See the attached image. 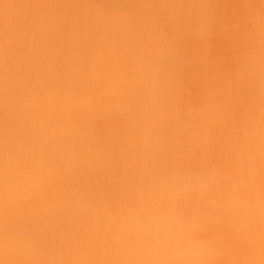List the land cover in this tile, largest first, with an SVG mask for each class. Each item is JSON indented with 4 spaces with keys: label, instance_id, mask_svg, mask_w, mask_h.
Here are the masks:
<instances>
[{
    "label": "rangeland",
    "instance_id": "374dc122",
    "mask_svg": "<svg viewBox=\"0 0 264 264\" xmlns=\"http://www.w3.org/2000/svg\"><path fill=\"white\" fill-rule=\"evenodd\" d=\"M7 1L18 8L0 39L6 79L0 142L9 140L8 127L24 115L31 89L45 86L44 69H52L53 87L62 89L35 104L49 134L42 152L49 169L72 148L101 152L109 139L126 153L125 168L117 158L105 159L113 183L92 188L99 198L82 193L92 214L106 195L117 193L108 225L119 224L121 235L112 249L124 248L134 258L123 256L120 264H218L219 246L233 236L234 250L222 254L230 264H263L238 236L264 243V0ZM90 67L98 73L93 80L83 75ZM91 84L94 96L86 93ZM109 102L113 116L100 119L97 106ZM28 125L16 131L28 144L29 157L16 149L23 161L35 158L42 134L37 123ZM72 125L84 128L79 144L66 133ZM4 151L2 170L11 165ZM49 171L44 182L29 172V186L13 191L30 213L0 221L4 244L25 222L49 225L75 202L73 178L80 169ZM138 187H144L139 196ZM101 210L85 215L96 235L103 230ZM235 225L239 230L232 232ZM27 239L18 253L5 244L11 257L18 256L16 264H26ZM37 244L48 247L44 238ZM87 245L86 263L94 247Z\"/></svg>",
    "mask_w": 264,
    "mask_h": 264
},
{
    "label": "bare ground",
    "instance_id": "6f19581e",
    "mask_svg": "<svg viewBox=\"0 0 264 264\" xmlns=\"http://www.w3.org/2000/svg\"><path fill=\"white\" fill-rule=\"evenodd\" d=\"M7 2V0H0V39L10 15L12 14V12H14L15 9L18 8V2L17 5L10 2L9 5H7ZM91 6L92 4L90 2H83V7L85 10H90ZM146 21L147 20H144L143 25L147 24ZM141 27L144 29V26ZM90 68H85L83 75L88 76L91 80H93V77H95L98 73H95L96 69ZM65 69L66 68L60 67L58 71L64 72ZM44 73L46 77L45 86L40 91H38L37 89L38 86H35L31 89L28 100L26 101L25 106L23 105L22 108V112L24 113V115L19 120H16L14 122L15 127H8L7 135L9 140L6 142H0V152L4 153V150L8 149L11 158V160L9 159L11 161V165L8 168L4 167L3 170L2 162L0 161V171H2V178L0 182V212H5V215L2 214L3 218L0 219V221H7L11 216H15L18 218L22 215L30 213L27 208L22 206L21 200L18 199L16 195L12 194L17 186L24 190L29 186V183L25 178V175L29 172L33 173L35 177L38 176V179L41 182H44L46 177L45 175L49 170V173L56 174L61 169H69L73 172L80 169V171L75 172L76 177L73 178V180L77 183L74 187L75 202L67 212H65L59 219L55 220L49 225L43 224L42 226L32 227V225H30L28 221L25 222L23 225L18 227V229H16L21 230L22 235H17L19 231L16 230L9 232L7 234L5 244L11 247L9 248V251L18 253L17 249L15 248H17L21 240H24L25 237H28V248L27 250L24 249V252L28 254L29 257H26L21 261V263L26 264H28L29 261L33 260L36 262L35 264H92V262H94L95 260L97 262L93 264H120V258L123 256H126V260H128V262H131L134 258L130 256L126 249H112L114 246L112 245V243L114 241L116 243L121 235L120 229H118L119 224H113L111 226L108 225L109 221L113 217V213L111 211V202H113L112 198L116 197L117 193L115 191L110 192V194L106 195L107 198L105 197V199L103 200L104 203L101 206L102 210L100 218L102 220L104 219V225L103 230L100 232V234L97 235L92 232V228L90 227L89 222L85 220V215L86 213L90 212L92 216L94 215V213L96 214L101 208H99L92 214L93 206L91 205V203H85L82 201V193L88 192L87 197L96 195L99 198V193L93 191L92 188L102 185L105 186L110 181H112L113 183V174H110L111 170L107 168L105 159H108V157L117 158V161L120 160V163L118 162V167L125 168L124 165H126L127 163H125L122 159L123 157H125L126 153L122 148H120V145H117L114 142L109 143V139V142L107 140L104 142L107 144L106 150H103L101 152L87 150L86 152H84L82 150H79L78 147L72 148L74 150H71V152L69 151V153L71 154L70 157H68V155H63L60 159L61 162L55 164L52 169H49V165L47 163H44V157L42 155L44 147L47 144L46 140H48L49 134L48 131H46V124L43 125L41 123L39 111L40 109L36 106L40 101H45V98L49 99L54 92L59 93L62 88L57 87L56 90L54 89L53 85L55 81L53 79L54 73L52 69L45 68ZM25 78V76L22 77L23 80H25ZM5 85V76L0 71V91L5 88ZM114 90L115 87L113 85H108L106 87L107 92L109 91L113 93ZM95 92V86H93L92 84L86 86V93L89 94V96H94ZM46 95L48 96L43 97ZM109 103H106L100 107L97 106L98 108L96 110H101L102 112V116H100V119H103V116L106 117V115L113 116L112 114L114 112V109H112V107L114 104ZM34 123H37L42 127V134L40 135L38 141L35 143L36 156L35 158H31V160L29 161L25 160V157H29V154L27 155V151L25 150L28 144L20 140V134L18 135L16 131L19 133L20 128H24V126L27 124L31 125ZM2 125L3 120L0 121V127ZM80 128L82 127L76 128L75 125H72V127L70 128L71 130H68L66 132L70 140L74 144H79L81 142L82 136L83 139L85 138V136L83 135L85 133L84 128L81 130ZM65 138L66 140H68L66 135ZM142 138L144 139L143 136ZM147 142H150L149 138H147ZM16 149L24 151L26 153L24 161L22 160L21 152L18 151L17 153ZM57 188L58 186H56L55 184L54 190L56 191ZM143 190L144 187H138L136 190V195H141ZM127 206V203H123L121 204V209L124 211ZM4 209L6 211H3ZM10 230L14 229L10 228ZM235 230H239L237 225L231 228L232 232ZM37 232L40 234H37ZM249 233L253 234V236H257L259 235L260 230H250ZM241 237L245 240L244 244H248L251 250H253L256 260H260L264 264L263 241H260L259 239L247 240L241 234H239L238 240ZM42 238L47 241V249L39 247L37 244ZM96 238H99V242L95 245V241L92 240ZM90 242H92V245H94L93 254L90 259L88 258V263H86L85 261L88 257L86 255L90 253V249L88 248L87 244H90ZM236 242L237 237L233 236L226 247L222 248L219 246L218 253L221 254H219L220 256H218V264L231 263L229 257L222 254L232 252L235 248ZM5 244L0 241V264H16L15 262L17 261L18 256L11 257L13 253L8 251V249L5 247ZM48 248H50V250H48ZM137 257L140 258L139 260H142V256L140 254H138L136 258ZM241 259L242 257L240 256L239 261ZM253 264L255 263L253 262Z\"/></svg>",
    "mask_w": 264,
    "mask_h": 264
}]
</instances>
